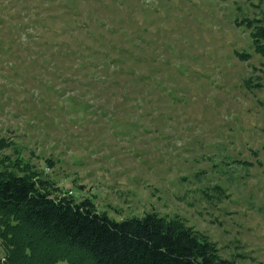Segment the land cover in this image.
Listing matches in <instances>:
<instances>
[{"label":"rangeland","instance_id":"1","mask_svg":"<svg viewBox=\"0 0 264 264\" xmlns=\"http://www.w3.org/2000/svg\"><path fill=\"white\" fill-rule=\"evenodd\" d=\"M262 16L264 0H0V159L264 264V56L237 24Z\"/></svg>","mask_w":264,"mask_h":264},{"label":"trees","instance_id":"2","mask_svg":"<svg viewBox=\"0 0 264 264\" xmlns=\"http://www.w3.org/2000/svg\"><path fill=\"white\" fill-rule=\"evenodd\" d=\"M237 24L264 56V16ZM56 192L33 165L0 159V264H234L208 235L177 215L151 211L116 221L88 198L77 202L70 193Z\"/></svg>","mask_w":264,"mask_h":264}]
</instances>
